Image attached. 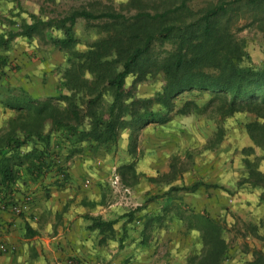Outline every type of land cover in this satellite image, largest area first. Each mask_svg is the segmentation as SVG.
<instances>
[{
	"label": "trees",
	"instance_id": "16d2710c",
	"mask_svg": "<svg viewBox=\"0 0 264 264\" xmlns=\"http://www.w3.org/2000/svg\"><path fill=\"white\" fill-rule=\"evenodd\" d=\"M186 2L128 0L127 5L135 10L129 16L114 10L94 11L85 7L73 8L62 17L48 20L29 14L31 21H20L16 30L0 31V49L5 50L18 35L31 38L41 27L55 23L62 35L52 37L50 43L66 53L70 64L64 83L68 93L38 98L21 87H5L4 95L0 96L1 103L16 112L0 127V199H12L6 190L21 178L22 169L34 180H42L49 173L58 175L62 184L67 179L64 161L69 153L60 157L61 141L86 142L110 150L117 145L121 129L169 120L167 112L172 109L175 96L195 88L207 91L208 100L201 105L184 101L176 112L203 113L210 109L220 118L236 111L253 113L255 118L245 127L254 144L262 149L260 158L264 160V64H243V40L235 38L229 26L230 11L240 10L250 11L251 21L264 28V0H218L206 6L196 18L176 19L179 10L189 11ZM79 17L106 20L99 25L105 35L84 50L74 48L78 41L74 28ZM155 41H170L172 46L163 56L152 55ZM3 61L0 58V65ZM154 72L162 74L160 90L150 96H137L135 85L146 73ZM130 73L135 75L126 87L125 78ZM105 92L111 99L104 106L101 101ZM54 133H58L59 141L52 140ZM221 137L222 129H219L214 143ZM245 162V181L260 187L259 200L264 202V172L258 169L257 162ZM201 186L228 191L217 182L200 179L190 184L171 185L162 193L167 199L162 212L147 213L143 230L165 215L177 217L188 230L198 231L201 239L200 252L189 255L187 264H220L227 250L221 221L207 212L173 203L170 195L172 190L193 192ZM133 212L127 211L120 217L127 216L126 222H129ZM85 218L89 220V230L102 234L100 242L106 237H115L113 224L117 219H103L98 215H85ZM26 231L27 235L36 232L30 227ZM122 237L118 239L120 246ZM247 264H264L263 252L255 249Z\"/></svg>",
	"mask_w": 264,
	"mask_h": 264
},
{
	"label": "rangeland",
	"instance_id": "374dc122",
	"mask_svg": "<svg viewBox=\"0 0 264 264\" xmlns=\"http://www.w3.org/2000/svg\"><path fill=\"white\" fill-rule=\"evenodd\" d=\"M127 1L0 0V31L16 30L20 21H31L29 14L48 20L62 17L79 7L94 11L114 10L129 16L135 10L133 6L127 5ZM217 1L187 0L189 11L179 10L176 19L187 21L196 18L206 6ZM249 14L250 11H230L229 26L233 36L243 40V64L258 66L264 64V28L251 21ZM104 21V18H77L74 29L78 41L74 48L84 50L105 35V31L99 28ZM54 24L41 27L31 38L18 35L8 49H0V58L4 60L0 65V96L4 95L5 87H21L32 97L38 98L69 92L64 85L70 65L67 55L50 43L52 37L62 35L61 29ZM171 44L170 41H155L152 55L163 56ZM134 75L130 73L126 76V87L130 86ZM145 75L134 87L136 95L140 97L153 95L162 84L160 72ZM41 91L43 93L40 94ZM110 99L111 95L105 92L101 105L105 106ZM207 100V91L196 88L180 91L173 99L172 109L167 112L169 120L144 122L136 128L121 129L117 145L110 150L86 142L73 144L61 141L59 144L60 157L64 158L69 153L66 161L70 162L67 165L64 163L66 182L71 180L77 192L88 190L93 182L100 190V201L103 204L119 207L110 212L111 219L127 223L128 234L122 237L121 246L116 235L109 238L116 240L118 247H122L128 240L129 244L139 245L147 251L146 264H187L189 255L200 252L198 231L188 230L183 220L165 215L143 230L144 217L147 213L162 212L167 200L165 196L162 197V193L171 185L190 184L197 179L210 180V177L215 178V175L221 173L225 174V182L229 186L226 187L228 191L221 189L226 195L224 212L213 216L224 226L223 235L227 242V250L220 264H247L253 258L255 249L264 254V202L259 200L260 187L251 186L245 181V161L257 162L258 169L264 172V160L260 158L262 149L254 144L245 127L255 115L248 111H236L229 117L220 118L210 109L203 113L194 110L176 112L184 101H195L201 105ZM15 113V110L0 101V127H4L7 118ZM219 129H222V137L214 143ZM59 139L58 133L52 135L53 141ZM70 149L74 150L70 152ZM74 161L75 175L71 177L67 168ZM127 164L132 167H127ZM22 179H29L24 169L17 182ZM85 179L89 180L87 186L84 185ZM25 190L22 197L26 194L32 197L29 189ZM185 193L183 190H172V202H180L194 211L209 214L205 209L194 208L185 202ZM127 211H134L133 219L129 222H126L127 216L120 217ZM117 221L114 225H117Z\"/></svg>",
	"mask_w": 264,
	"mask_h": 264
},
{
	"label": "crops",
	"instance_id": "0c3cea01",
	"mask_svg": "<svg viewBox=\"0 0 264 264\" xmlns=\"http://www.w3.org/2000/svg\"><path fill=\"white\" fill-rule=\"evenodd\" d=\"M69 162L64 161L66 165ZM75 164L74 161L67 168L71 177L75 175ZM30 178L20 180L6 190L18 202L22 201V193H26L27 188L32 197L29 208L18 214L0 208V245H15L14 250L0 247V264H67L69 259L73 260L72 264H146L147 251L139 245L129 244L128 240L118 247L116 240L128 234L127 223L122 229L123 220L113 224L116 240L106 237L100 242L102 234L87 228L86 213L111 219L110 212L119 208L114 204H103L100 190L93 182L88 190L77 192L71 180L58 185L62 180L52 173L42 180L32 181ZM225 178L221 173L204 181L228 187ZM183 200L194 208L205 209L211 216L224 212L226 206V195L220 188L201 186L193 192H186ZM27 227L36 232L27 235Z\"/></svg>",
	"mask_w": 264,
	"mask_h": 264
},
{
	"label": "built area",
	"instance_id": "2783aa9c",
	"mask_svg": "<svg viewBox=\"0 0 264 264\" xmlns=\"http://www.w3.org/2000/svg\"><path fill=\"white\" fill-rule=\"evenodd\" d=\"M116 181H113V183H116ZM88 182H89V180L85 179L84 185L87 186ZM30 203H31V196L29 194H26L22 198L21 202L15 201L13 198L12 199H8V198L0 199V208L1 209H8L12 213L18 214L21 211H23V210L25 211L26 209H28ZM0 247L3 250H14L15 249V245L12 243H8L6 245L2 244V245H0ZM72 263H73L72 259H69L67 261V264H72Z\"/></svg>",
	"mask_w": 264,
	"mask_h": 264
}]
</instances>
